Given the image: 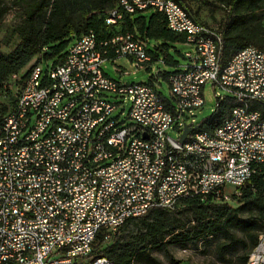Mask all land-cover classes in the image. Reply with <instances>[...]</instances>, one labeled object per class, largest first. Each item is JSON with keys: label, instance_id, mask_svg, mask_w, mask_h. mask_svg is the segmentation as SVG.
I'll use <instances>...</instances> for the list:
<instances>
[{"label": "built area", "instance_id": "obj_1", "mask_svg": "<svg viewBox=\"0 0 264 264\" xmlns=\"http://www.w3.org/2000/svg\"><path fill=\"white\" fill-rule=\"evenodd\" d=\"M144 9L161 12L191 48L166 77L170 98L157 74L125 83L103 71L120 57L147 69V40L129 33L98 39L85 31L59 62L11 75L13 100L0 116V264H115L94 252L99 237L111 242L127 219L174 209L183 197L231 202L264 167V51L247 45L222 61L221 32L171 0H118L105 21ZM205 84L215 106L226 96L234 104L214 140L195 128L180 141L184 126L196 125L188 119L205 103ZM123 100L127 112L114 113ZM244 264H264V233Z\"/></svg>", "mask_w": 264, "mask_h": 264}, {"label": "trees", "instance_id": "obj_2", "mask_svg": "<svg viewBox=\"0 0 264 264\" xmlns=\"http://www.w3.org/2000/svg\"><path fill=\"white\" fill-rule=\"evenodd\" d=\"M13 1L21 3L26 0ZM173 1L184 6L196 21L207 25L190 5L189 1L192 0ZM201 1L211 10L215 5L211 0ZM26 2L23 18L15 29L19 42L8 52L0 51V100L6 99L8 107L13 100L9 88L12 85L10 81L12 74L21 72L33 58L28 68L21 72L23 75L27 74L30 67L37 62L48 63L49 60L50 63L59 62L66 54L68 43L85 31H94L98 39H106L120 33H129L135 38L146 40L148 36L153 37L156 44L154 50H149L147 46V53L150 56L147 69L150 68L151 62L159 60L158 52L167 51L168 41L185 43V34L168 28L163 14L156 10L148 14L144 12L145 10L148 12V9L132 13L122 11L120 19L107 24L105 19L108 11L117 7L118 0H30ZM215 2L222 7L220 8L222 16L215 28L222 35V61L247 45H254L264 51V26L257 16V11L264 9V0H215ZM3 4V0H0V16L5 10L2 7ZM164 61L169 62L167 59ZM171 62L176 63L173 60ZM172 72L165 71L162 75L166 79ZM156 74H161V71L157 70ZM233 104L230 96L218 99L213 112L204 117L197 124V128L207 132L213 131L228 116ZM8 107H0V116ZM263 187L264 167L258 166L257 171L240 187V195L233 197L231 202L217 200L213 194H209L202 199L197 196L183 197L179 199L174 209L151 208L138 218L127 219L114 234L111 243L104 246L96 245L94 252L106 256L115 264H129L132 257V251L129 252L131 245L128 242L122 248V230L129 223H138L144 227L143 238L147 236L158 239L161 244L185 245L188 241L219 236L217 243L219 260L229 264L231 259L226 256L238 253L245 248L246 252L241 261L244 264L247 253L256 243L259 233H254L253 240L248 242V245L247 240L256 230H264ZM178 205L181 206L178 207ZM182 207L191 211V217L184 222L172 223L170 215L179 212ZM244 210L248 214L242 215ZM176 229L179 230L175 232ZM168 235L169 237L165 239ZM99 241H101L100 237Z\"/></svg>", "mask_w": 264, "mask_h": 264}, {"label": "rangeland", "instance_id": "obj_3", "mask_svg": "<svg viewBox=\"0 0 264 264\" xmlns=\"http://www.w3.org/2000/svg\"><path fill=\"white\" fill-rule=\"evenodd\" d=\"M26 1L17 3L13 0H3L4 4L2 5V7H4L5 10L0 16V51L2 52L10 51L19 42V38L15 29L17 24H19L23 18L24 7L27 4ZM211 2H214L215 4H213V8L219 9L221 11L222 7L218 2H215V0H211ZM216 6H218V8ZM213 10L214 9H212V11ZM212 11H210V7L207 10V12ZM144 12L146 14L149 13L147 12V10H145ZM195 13L198 15L197 10ZM205 14L207 13H204L203 15ZM257 16L260 18L264 26V9L257 11ZM220 18L221 15L217 20L215 19L212 22L206 23L207 25L216 28L218 26ZM146 38L148 49L154 50L156 40L150 36ZM167 45V51L165 53L158 52V55L160 56L159 60L151 62L149 69H135L130 64L128 59L123 57L115 58L114 60H105L102 64V69L111 78L125 83L147 82L152 79V75H155L157 73V70H160L161 74L157 75L158 90L164 97L170 98L169 85L166 79L163 77L162 73L165 71L172 72L181 69L182 66L186 63V59L183 57V53L190 50L191 48L180 41H168ZM164 59H167L169 62H165ZM33 60L34 58L31 59L28 64L22 68L21 72L26 70ZM171 60H173L177 64L172 63ZM48 63H50V60ZM115 66H120L123 68V70H127L129 73L120 75L115 70ZM42 67H46L45 61L42 62ZM107 96L111 101H122L121 98L116 97L114 94L107 93ZM204 100L205 103L203 104V106L194 111V114L196 115L190 117L188 119V122H190L191 118H193V123L197 124L204 117L210 115L215 109V98L213 89L210 84H205L204 86ZM6 101V99L0 100V107H8V101ZM129 106V101L123 100V102L120 103V106L115 110L114 113L118 112L121 109H123L126 113L129 109ZM169 133L173 136L175 135L173 131H170ZM180 206L181 205H178V207ZM183 208L184 207H182L179 212L170 215L172 223L184 222L189 217H191V211L189 209ZM241 214L246 215L248 214V212L244 210ZM178 230L179 229H176L175 232H177ZM144 232V227L138 223H129L122 230V248L125 247L128 242L131 245V250H129V252L132 251V257L129 264H228L226 262L220 261L217 256V243L220 239L219 236L208 237L206 239H199L196 241H188L185 245L176 243L161 244L159 243L161 241H159L158 239H151L147 236L143 238ZM254 233H264V230L259 229L253 232V234L247 240V245L248 242H252ZM168 237L169 235L166 236L165 239H167ZM110 243L111 242L105 243L99 241L97 243V246L109 245ZM157 244L161 246H156ZM245 252L246 249L244 248L238 253L226 256L231 259L229 264H242L241 261Z\"/></svg>", "mask_w": 264, "mask_h": 264}, {"label": "crops", "instance_id": "obj_4", "mask_svg": "<svg viewBox=\"0 0 264 264\" xmlns=\"http://www.w3.org/2000/svg\"><path fill=\"white\" fill-rule=\"evenodd\" d=\"M189 3L193 7V9L197 10L198 17L207 23L212 22L215 19L217 20L220 15L222 16V11L216 8H213L214 9L213 11L210 9V11L212 12H207L209 6L203 3L201 0H192V1H189ZM152 11H155V10L148 9V12H152ZM202 13L203 14L207 13V14L203 15Z\"/></svg>", "mask_w": 264, "mask_h": 264}, {"label": "bare ground", "instance_id": "obj_5", "mask_svg": "<svg viewBox=\"0 0 264 264\" xmlns=\"http://www.w3.org/2000/svg\"><path fill=\"white\" fill-rule=\"evenodd\" d=\"M186 18H193L188 11H186ZM240 110H247V102H240ZM161 111H168V104H161ZM202 132L207 140L215 139V128L211 132H207V131H202Z\"/></svg>", "mask_w": 264, "mask_h": 264}, {"label": "water", "instance_id": "obj_6", "mask_svg": "<svg viewBox=\"0 0 264 264\" xmlns=\"http://www.w3.org/2000/svg\"><path fill=\"white\" fill-rule=\"evenodd\" d=\"M197 127H198L197 124L196 125H193V126H191V125H185L184 128H183L182 134L180 136V141H183L185 139V137L187 136V134L191 130H193V129L197 128Z\"/></svg>", "mask_w": 264, "mask_h": 264}]
</instances>
